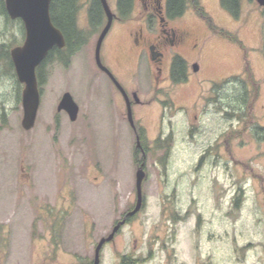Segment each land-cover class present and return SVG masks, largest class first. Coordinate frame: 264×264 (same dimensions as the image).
<instances>
[{"label": "rangeland", "instance_id": "374dc122", "mask_svg": "<svg viewBox=\"0 0 264 264\" xmlns=\"http://www.w3.org/2000/svg\"><path fill=\"white\" fill-rule=\"evenodd\" d=\"M107 1L115 11L118 0ZM203 3L215 26L236 32L216 0ZM203 23L192 17L186 23L190 31L183 39L195 32L205 56H185L190 63L195 57L200 70L190 65L189 83L175 88L177 108L160 119L159 103L133 107L143 128L139 147L125 102L97 67L96 36L90 33L67 63L54 54L44 64L36 124L25 130L24 85L10 64L11 49L25 41V26L0 12V264H92L101 238L136 205L142 148L144 207L105 244L100 264H131V258L135 264H250L264 257V229L255 225L253 209L246 203L234 223L228 196H218L219 183L226 186L230 177L221 174L209 145L218 120L193 106L197 81L209 89L212 81L239 72L240 46ZM126 45L118 27L105 44L103 62L114 70L120 60L116 76L126 90L146 88V94L154 81L151 62L145 53L129 81ZM65 92L80 107L75 121L57 110Z\"/></svg>", "mask_w": 264, "mask_h": 264}, {"label": "flooded vegetation", "instance_id": "af4514ba", "mask_svg": "<svg viewBox=\"0 0 264 264\" xmlns=\"http://www.w3.org/2000/svg\"><path fill=\"white\" fill-rule=\"evenodd\" d=\"M52 1L55 3L54 14H56L58 22L62 17L63 2L69 1L71 7V12L68 15L69 33H63L66 46L62 49L55 48L60 63L63 61V56L68 58L67 61L71 59V56L78 51L79 46L85 43L88 33L90 36H96L97 45L98 38L108 22L102 0ZM234 1L235 4L231 5V9L223 5V0H216V5L221 15L231 20L234 29H237L236 32L226 31L220 26L210 24V21L213 23V17L207 11V6L203 3L204 0H180L176 4H172L171 0H133L130 16H128L125 6L121 10L118 0L115 11L111 9L114 13L113 22L100 50L101 61L108 68V71L102 70L98 66L96 54L95 61L99 70L107 77L113 89L125 102L130 125L128 100L119 84L124 88L130 101L134 122L136 121V110L134 111L133 107L136 105L146 107L145 104L159 103V117L161 119V117L165 118L167 113H171L172 109L177 108L172 94L178 85L189 83L190 76H192L190 65H192L193 71L199 72L200 70L199 62L193 60L195 57L191 59V63L186 57L192 55L205 56L204 47L197 44L200 37L195 32L191 31L192 38L189 41L183 39L185 32L190 31L186 27L189 18L202 20L204 29L209 28L214 31V28H217L226 31L229 35L214 32L231 41L233 40L241 47H237L238 62L235 67L238 68L234 70L239 72L212 81L209 89H204L200 84L201 82L198 83L197 81L200 93L193 102V106L197 112L203 115L212 114L218 120L214 142L209 145L215 150L213 160L215 159L217 164H221V174L223 176V173L230 175L229 180L225 179L229 181L226 186H220L221 182L218 186L219 198L228 196V214L235 223L237 212L247 203L246 205L254 211L252 214L255 216V225L264 229V3H261L264 0ZM95 5L97 14L93 15L92 11ZM0 12L11 20L23 22L20 18L12 19L10 17L6 8V0H0ZM93 20L97 23L94 28L92 26ZM79 22H83L84 25L80 26ZM57 27L61 29L59 26ZM118 27L125 31L127 40L125 53L132 62L130 67L126 68L129 81L134 79L140 60L145 53L151 62L154 81L146 94V88L142 92L137 90L128 92L126 90L116 76V72L118 73L117 66H121L120 60L115 61L116 66L111 64L115 71L103 62L105 44ZM243 43L247 45V49ZM67 48L68 51L64 52ZM178 59L184 60L185 63L180 62L179 67L176 68ZM195 65L198 67L197 70ZM176 74L184 77L183 80H176ZM163 95H166L165 99L161 100L159 96L163 97ZM136 123V129L132 125L131 127L136 133L137 141V134L139 131H143V128H140ZM163 124L164 122H160L159 126L162 127ZM188 127L192 129L190 125ZM141 151L143 152L141 163L145 160L146 165L144 149L142 148ZM205 155L206 152L204 151L198 160L199 163L206 159ZM144 204L145 197L142 208ZM127 221L128 218L126 223ZM248 245H252V243ZM132 261L131 258L130 263L135 264V260ZM250 264H264V257L252 258Z\"/></svg>", "mask_w": 264, "mask_h": 264}, {"label": "water", "instance_id": "95a60500", "mask_svg": "<svg viewBox=\"0 0 264 264\" xmlns=\"http://www.w3.org/2000/svg\"><path fill=\"white\" fill-rule=\"evenodd\" d=\"M52 0H6V8L12 19L20 18L23 20L26 36L22 45L11 49V58L15 67V72L20 83L24 85L22 91L23 119L22 127L25 130L32 129L37 120L41 102V90L37 76V69L46 60L51 50L64 48L66 41L63 32L52 21L50 15V5ZM104 9L108 16V22L103 28L96 45V60L98 66L105 71L108 68L102 63L100 50L102 43L111 28L114 13L112 12L107 0H102ZM264 3V2H261ZM195 65V69L197 70ZM118 84V83H117ZM128 100V116L134 129L135 122L130 101ZM58 111H65L72 121L79 115L80 107L70 92H65L57 106ZM137 146H141L139 136ZM145 160L138 167L136 172V191L137 201L133 210L129 211L112 229L110 234L101 238L95 248V257L92 264H100V254L103 246L115 238L116 233L126 223L128 217L134 216L143 206V182L146 177Z\"/></svg>", "mask_w": 264, "mask_h": 264}, {"label": "trees", "instance_id": "16d2710c", "mask_svg": "<svg viewBox=\"0 0 264 264\" xmlns=\"http://www.w3.org/2000/svg\"><path fill=\"white\" fill-rule=\"evenodd\" d=\"M177 2H180V0H171V3L172 4H176ZM235 1L234 0H223V5L227 8H229V9H231V5L232 4H235L234 3ZM230 3V4H229ZM55 5V3H54V1H52V3H51V15H52V20H53V22H54V24L56 25V26H59L60 28H61V30H62V32L63 33H69V26H70V23H69V13L71 12V10H70V3H69V1H67V2H63V4H62V10H63V12H62V17H61V19H59V22L57 21V19H56V14H54V6ZM123 6H125L126 7V10L128 11L127 13H128V16H130L131 15V12H132V7H133V0H119V7L121 8V10L123 9ZM233 7V6H232ZM233 10H235L234 8H233ZM97 8H96V5L93 7V11H92V14L93 15H96L97 14ZM210 24H213L211 21H210ZM96 25H97V23L93 20V22H92V26H93V28H94V26L96 27ZM215 27V26H214ZM213 27V28H214ZM214 31H217V32H220L221 34H224V35H229L226 31H223V30H219V29H217V28H214ZM66 51H68V48L64 51V52H66ZM7 52V51H6ZM8 56V59L10 60V53L9 52H7L6 53ZM54 54H56V50L55 49H53V50H51L50 51V53H49V55H48V57L46 58V60L42 63V65L40 66V67H38V69H37V76H38V80H39V86H40V88H41V85L43 84V76H42V68H43V66H44V64L47 62V61H49L50 59H51V57L54 55ZM65 57L63 56V61H64V63H67L68 61L67 60H65L64 59ZM180 62H183V63H185V61L184 60H180V59H178L177 61H176V68H178L179 67V65H180ZM10 64L11 65H13V62H12V60L10 61ZM13 67V66H12ZM183 78L184 77H182V76H180V74H176L175 75V79L176 80H178V81H180V80H183ZM41 90V89H40ZM137 162V161H136ZM138 163H141V160L138 162ZM128 220L129 221H131L132 220V217H128ZM124 258H126V256H124ZM129 258V257H128ZM128 262H131V260H128Z\"/></svg>", "mask_w": 264, "mask_h": 264}]
</instances>
